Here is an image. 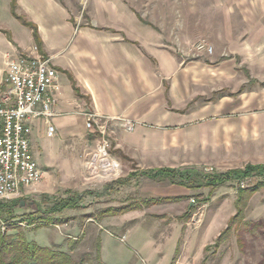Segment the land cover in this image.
<instances>
[{
    "label": "rangeland",
    "instance_id": "374dc122",
    "mask_svg": "<svg viewBox=\"0 0 264 264\" xmlns=\"http://www.w3.org/2000/svg\"><path fill=\"white\" fill-rule=\"evenodd\" d=\"M59 3L78 30L100 32L116 16L138 17L142 27L183 56L189 75L199 71L194 68L199 65L209 70L224 68L219 73L218 91L211 92L212 85L207 82L189 84V91L198 93L189 106L200 110L215 98L224 105L220 112L221 149L209 153L205 165L198 169L225 174L248 163H264V136L258 135L264 134L259 126L264 121V0ZM16 13L20 17L13 14L11 0H0V66L6 52L14 54L17 44L28 45L34 38L32 28L24 22L28 17L18 6ZM250 117L254 127L245 138L244 119ZM82 122V135L65 137L60 146L32 133V153L44 179L37 184L40 188L28 195L26 187L22 188L18 197L5 203L12 205L13 212L10 217L0 211L1 231L15 233L10 225L19 223L28 239L41 244L68 247L69 242H78L73 255L90 254L86 264H97L98 238L104 264H264V175L192 189L191 195H144L150 182L143 177L133 174L115 180L90 175L88 162L99 137L89 133L86 121ZM233 122L235 133L239 132L235 137L228 131ZM102 124L113 142L105 119ZM251 187L257 190L248 197ZM70 198L69 208L52 214L54 221L40 228L20 222L35 218L38 209L44 217L55 204ZM239 198L245 199L241 207L246 201L242 211L237 210ZM127 206L132 210L116 212ZM105 210L110 211L103 213Z\"/></svg>",
    "mask_w": 264,
    "mask_h": 264
},
{
    "label": "crops",
    "instance_id": "0c3cea01",
    "mask_svg": "<svg viewBox=\"0 0 264 264\" xmlns=\"http://www.w3.org/2000/svg\"><path fill=\"white\" fill-rule=\"evenodd\" d=\"M17 6L37 26L39 52L58 71V101L50 118L55 135L48 138L43 119L33 124V133L59 145L65 137L82 135L85 113L101 116L109 120L111 155L123 169L118 175L121 179L133 174L147 179L150 183L143 189L144 195H191L187 186L149 173L199 170L209 153H219L223 102L212 99L200 110L189 106L198 95L189 91V84L207 82L211 92L218 91L219 73L224 68L209 70L199 65L194 67L199 71L189 75L183 56L142 27L136 16H116L104 31L92 32L76 29L59 0H17ZM35 43L33 38L28 45L17 44L16 52H6L5 59L30 54ZM126 120L135 123L132 131L127 130ZM244 120L246 138L251 136L253 117ZM232 124L228 131L235 137L239 132L235 133V122ZM259 126L264 131V121ZM38 188L35 184L24 192L28 195Z\"/></svg>",
    "mask_w": 264,
    "mask_h": 264
},
{
    "label": "built area",
    "instance_id": "2783aa9c",
    "mask_svg": "<svg viewBox=\"0 0 264 264\" xmlns=\"http://www.w3.org/2000/svg\"><path fill=\"white\" fill-rule=\"evenodd\" d=\"M57 77L51 59L42 55L37 46L30 54L9 58L0 66V204L18 197L22 188L44 179L45 173L32 153L31 136L33 124L40 119L47 125V136L55 135L50 118L58 101ZM84 116L87 131L99 137L88 162L90 175L117 177L121 166L111 155L112 144L106 136L103 118L89 113ZM125 124L131 131L135 127L130 120Z\"/></svg>",
    "mask_w": 264,
    "mask_h": 264
},
{
    "label": "trees",
    "instance_id": "16d2710c",
    "mask_svg": "<svg viewBox=\"0 0 264 264\" xmlns=\"http://www.w3.org/2000/svg\"><path fill=\"white\" fill-rule=\"evenodd\" d=\"M13 14L20 17L16 13L17 0H11ZM26 25H29L33 30V36L37 44V48L41 49V39L39 36L38 28L35 24L24 21ZM264 175V164H251L248 163L244 168L232 169L225 174H220L216 172L203 173V171L197 169H159L155 172L149 173V176L159 179H168L171 183H178L187 186L190 189L202 188L204 186L217 187L223 182L231 179H244L249 178L253 175ZM249 195L254 193L257 189L255 187L248 188ZM83 195H78L81 197ZM78 197L76 199H78ZM245 199H240L237 201L239 208L238 211H242V208L246 206V201L241 207V202ZM67 202V203H65ZM61 204H55L46 216H41L42 213L39 209L36 211L35 218L31 220L25 219L20 222H27L28 226L36 224L37 228H40L43 223H49L48 221H54L51 218L52 214L61 212L66 208H69L70 202H73V198L69 201H65ZM74 204V203H73ZM72 206V205H71ZM12 205L1 203L0 211L7 214H11L12 217ZM132 206L123 207L117 209L116 212H128ZM140 208V207H139ZM110 210H105L103 213H108ZM115 214V213H114ZM39 215V216H37ZM11 230H15V233H8L0 230V264H86L89 263L91 255H80L79 257H74L73 253L77 249L78 242H69L68 247L62 244H55L52 246L41 244L34 239H28L22 226L17 224L10 225ZM229 227L226 229L225 233L228 232ZM222 234L220 235V237ZM95 259L97 264H104L101 261V240L98 238L95 250Z\"/></svg>",
    "mask_w": 264,
    "mask_h": 264
}]
</instances>
